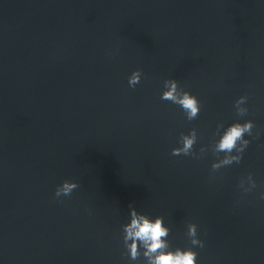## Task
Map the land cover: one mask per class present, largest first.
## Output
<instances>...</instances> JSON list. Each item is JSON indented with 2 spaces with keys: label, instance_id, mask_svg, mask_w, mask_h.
<instances>
[{
  "label": "water",
  "instance_id": "95a60500",
  "mask_svg": "<svg viewBox=\"0 0 264 264\" xmlns=\"http://www.w3.org/2000/svg\"><path fill=\"white\" fill-rule=\"evenodd\" d=\"M173 78L195 119L161 99ZM247 119L242 160L213 169ZM193 130L192 154L173 155ZM65 179L79 187L57 198ZM261 192L264 2L0 0V264H145L123 247L131 207L162 216L172 247H192L195 223L197 264H264Z\"/></svg>",
  "mask_w": 264,
  "mask_h": 264
},
{
  "label": "clouds",
  "instance_id": "9594fccd",
  "mask_svg": "<svg viewBox=\"0 0 264 264\" xmlns=\"http://www.w3.org/2000/svg\"><path fill=\"white\" fill-rule=\"evenodd\" d=\"M264 2V0H261ZM142 73L139 69L134 70L128 77L130 87H135L141 80ZM161 99L171 101L180 106L186 113L189 120L195 119L200 111V101L190 91L181 90L176 79H169L164 82L161 92ZM247 96H240L235 101V108L240 115L248 113ZM254 122L251 119L235 121L228 125L220 136L216 150L226 153L219 162H214L213 169H218L233 162H240L250 140L246 138L253 135ZM196 141V133L193 130L190 134H183L179 146L172 149L173 155H191L192 146ZM235 150L236 154L232 155ZM245 180H242L240 187L242 193L247 194L257 187L253 175L249 173ZM79 187L77 181L65 179L55 189L57 198L70 196L73 190ZM264 199V192L260 193ZM169 227L162 216L152 217L144 212H138L135 207L130 208V220L122 226L123 247L129 260L136 261L141 255L145 264H197L196 247L203 248L204 241L198 236V228L195 223L188 224L187 234L191 238L192 247H172L167 239Z\"/></svg>",
  "mask_w": 264,
  "mask_h": 264
}]
</instances>
